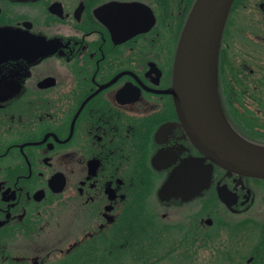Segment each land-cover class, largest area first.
Wrapping results in <instances>:
<instances>
[{"label":"flooded vegetation","instance_id":"af4514ba","mask_svg":"<svg viewBox=\"0 0 264 264\" xmlns=\"http://www.w3.org/2000/svg\"><path fill=\"white\" fill-rule=\"evenodd\" d=\"M196 1L0 0V264H264V178L194 189L213 162L171 90ZM217 90L264 145V0H234Z\"/></svg>","mask_w":264,"mask_h":264},{"label":"water","instance_id":"95a60500","mask_svg":"<svg viewBox=\"0 0 264 264\" xmlns=\"http://www.w3.org/2000/svg\"><path fill=\"white\" fill-rule=\"evenodd\" d=\"M234 0H197L181 35L174 71V88L181 121L196 147L212 160L204 172L196 171L200 189L214 165L238 173L264 178V145L241 136L228 122L220 106L217 65L220 43ZM23 38V37H21ZM40 48L37 43L36 53ZM31 53H34L31 50ZM181 169L173 177L180 180ZM169 182V186H172ZM191 189V188H190ZM219 195L226 200L227 187Z\"/></svg>","mask_w":264,"mask_h":264},{"label":"rangeland","instance_id":"374dc122","mask_svg":"<svg viewBox=\"0 0 264 264\" xmlns=\"http://www.w3.org/2000/svg\"><path fill=\"white\" fill-rule=\"evenodd\" d=\"M209 257V253L205 250L198 249L197 250V261L196 264H239V261H235L232 259H228V261L224 260H207ZM205 259L207 261H205Z\"/></svg>","mask_w":264,"mask_h":264}]
</instances>
